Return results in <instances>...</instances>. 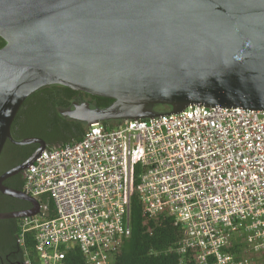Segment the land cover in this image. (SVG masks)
Here are the masks:
<instances>
[{"label": "water", "instance_id": "1", "mask_svg": "<svg viewBox=\"0 0 264 264\" xmlns=\"http://www.w3.org/2000/svg\"><path fill=\"white\" fill-rule=\"evenodd\" d=\"M0 37V155L7 140L38 144L0 175V192L31 207L0 219L40 211L38 199L2 182L46 147L40 137L11 135L20 106L43 86L113 99L59 109L87 125L194 104L264 110V0H0Z\"/></svg>", "mask_w": 264, "mask_h": 264}, {"label": "built area", "instance_id": "2", "mask_svg": "<svg viewBox=\"0 0 264 264\" xmlns=\"http://www.w3.org/2000/svg\"><path fill=\"white\" fill-rule=\"evenodd\" d=\"M147 220L183 229L178 264H264V110L187 106L178 113L87 125L74 142L45 147L22 191L53 201L25 217L42 264L77 245L88 264H112L131 234L130 179ZM151 232V229H149Z\"/></svg>", "mask_w": 264, "mask_h": 264}, {"label": "trees", "instance_id": "3", "mask_svg": "<svg viewBox=\"0 0 264 264\" xmlns=\"http://www.w3.org/2000/svg\"><path fill=\"white\" fill-rule=\"evenodd\" d=\"M4 44V39L0 37V47ZM78 92L80 91L60 84L46 85L33 92L24 100L13 119L12 137L16 140L40 137L48 148L79 140L87 124L64 117L58 112V108L69 107ZM85 94L90 96L91 106L105 107L113 101L108 97ZM153 109L156 112H166L170 106L155 104ZM119 121L101 122L112 128ZM37 147L36 143L18 145L7 140L0 155V171L10 169L26 160ZM137 172L138 166L135 163L130 179L131 234L114 255L112 264H178L179 256L169 251V248L182 237L183 229L174 225L169 217L146 219L136 191ZM2 183L9 188L22 191L23 171L5 178ZM38 201L40 205L47 206L44 218L53 217L55 214L53 201L44 195L39 196ZM30 207L29 201L0 192V212ZM24 219L25 217L0 219V264H42L35 247L34 230L24 232L23 244L18 241ZM62 263L88 264L77 245L63 249Z\"/></svg>", "mask_w": 264, "mask_h": 264}, {"label": "flooded vegetation", "instance_id": "4", "mask_svg": "<svg viewBox=\"0 0 264 264\" xmlns=\"http://www.w3.org/2000/svg\"><path fill=\"white\" fill-rule=\"evenodd\" d=\"M76 97L71 101V103H70V105H72V103H84V102H89V100H90V96H88V95H86L85 93H82L81 91L80 92H78L76 95H75ZM90 103V102H89ZM71 108L72 107H74V106H70ZM65 108H67V107H65ZM64 108V109H65ZM59 109L60 108H58V112H59ZM77 121H79V120H77ZM81 122V121H80ZM82 123H84V122H82ZM25 161V160H24ZM24 161H21L20 163H18V164H21V163H23ZM16 166V165H15ZM8 170V169H7ZM6 170H3V171H0V175L3 173V172H5ZM24 171V170H23ZM4 181V180H3ZM28 209V208H27ZM20 210H25V209H20Z\"/></svg>", "mask_w": 264, "mask_h": 264}]
</instances>
